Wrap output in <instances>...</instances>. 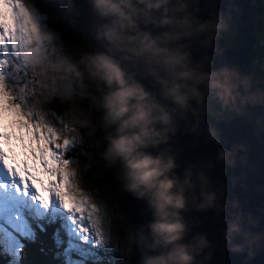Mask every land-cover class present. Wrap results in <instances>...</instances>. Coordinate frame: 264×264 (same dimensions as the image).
Wrapping results in <instances>:
<instances>
[{
    "label": "clouds",
    "instance_id": "9594fccd",
    "mask_svg": "<svg viewBox=\"0 0 264 264\" xmlns=\"http://www.w3.org/2000/svg\"><path fill=\"white\" fill-rule=\"evenodd\" d=\"M220 4L49 0L45 9L41 0H25L32 23L18 48L39 85L31 92L33 104L47 110L40 95V87H47L64 105L72 126L89 137L102 133L103 159L110 167L119 165L122 189L147 205L150 219L141 225L130 222L120 236L103 219L106 201H89L101 217L95 230L105 238L102 242L118 243L129 264L133 259L135 264H212L216 243L207 232L195 231L201 221L191 212L213 211L233 253L247 251L253 257L264 239L251 231L257 220L240 210L238 200L227 198L222 180L213 179L218 166H237L245 146H220L215 159L182 161L173 145L181 129L197 142L207 137L222 145L219 130L206 119L209 114L243 116L249 106H264V87L256 88L248 73L228 64L214 67L225 51L219 41L233 29L235 0L227 11ZM66 29L78 31L80 40H65ZM93 42H103L105 50L93 51ZM141 73L159 90L149 89L138 78ZM69 172L80 188L79 165H70Z\"/></svg>",
    "mask_w": 264,
    "mask_h": 264
},
{
    "label": "snow or ice",
    "instance_id": "6c2138e0",
    "mask_svg": "<svg viewBox=\"0 0 264 264\" xmlns=\"http://www.w3.org/2000/svg\"><path fill=\"white\" fill-rule=\"evenodd\" d=\"M0 8V181L5 179L20 196L0 193V253L10 264H23L27 242H35L33 223L41 232L54 228L56 256L63 264H114L108 255L119 244L104 243L95 226L101 217L88 199L72 186L66 167L78 163L74 153L65 160L53 143L50 131L42 132L24 115L27 65L21 59L18 41L27 35L32 18L16 0H4ZM45 144L47 147H45ZM72 151L71 146L67 149ZM51 161V163H50ZM103 219L115 228L110 209ZM105 254V255H102Z\"/></svg>",
    "mask_w": 264,
    "mask_h": 264
},
{
    "label": "water",
    "instance_id": "95a60500",
    "mask_svg": "<svg viewBox=\"0 0 264 264\" xmlns=\"http://www.w3.org/2000/svg\"><path fill=\"white\" fill-rule=\"evenodd\" d=\"M252 2L253 0H235L233 29L222 35L219 44L225 51L222 57H217L214 67L218 68L224 64L237 67L241 72L248 73L255 87L259 88L258 80L253 75L257 36ZM230 3L232 0H221L220 10L227 11ZM202 16L207 18L206 9L202 11ZM91 48L93 51L105 50L103 42H93ZM193 51L199 57L195 48ZM125 66L129 71L136 70L131 65ZM138 78L143 79V83L149 89L159 90V86L154 87L151 79L143 78L142 73L138 75ZM206 119L219 130L222 145H216L207 137L197 142L194 135L185 134L183 129L174 138L173 145L179 150L182 161L208 157L215 159L220 146L230 149L236 144L244 145L246 150L239 153L237 166L226 170L224 166H218L213 173V179L222 180L227 186V198L238 200L240 210L245 214H251L257 220V224L251 228V231L264 235V106H249L243 116L218 117L209 114ZM117 166L120 172V167ZM128 202L131 208L128 213L129 223L141 225L150 219L145 201L128 193ZM188 215L201 221L195 231L207 232L209 238L216 243L212 264H264V239L261 240L253 257H249L247 251L233 253L224 244L221 234L224 224L215 218L213 211L191 212ZM131 264H135L134 259Z\"/></svg>",
    "mask_w": 264,
    "mask_h": 264
},
{
    "label": "rangeland",
    "instance_id": "374dc122",
    "mask_svg": "<svg viewBox=\"0 0 264 264\" xmlns=\"http://www.w3.org/2000/svg\"><path fill=\"white\" fill-rule=\"evenodd\" d=\"M4 3V0H2ZM23 6L25 9V3L23 1H16L15 7L19 8ZM27 77H25L26 85L24 90V96L26 100V107H23L24 115L30 122L37 124L40 130L44 132L48 130L51 132L53 137V143L64 153V159L70 160L73 153H75V148L81 145L96 144L100 145L103 142V134L97 133L95 137L85 136L81 129H77L72 126L67 117L65 116L64 109L60 111L55 110L50 103L53 96H50L51 90L47 87H40V95L42 99L45 100L47 104L46 111H40L32 102L31 92L33 88L38 87L36 78L31 76L30 71L27 68ZM49 95V96H47ZM3 131V128H0ZM87 143V144H86ZM71 146L72 151L69 152L68 146ZM45 147L47 145L45 144ZM78 163H69L66 167V171L69 174L68 178L72 183V186L77 190V192L86 197L88 201L92 198L100 199L102 198L107 203V209H110L113 215V220L115 222V229L117 233L120 234V223L124 220L123 214V194L120 189L114 190L109 179L106 177V173L97 174L99 171L95 169V164L83 165L78 157H76ZM51 163V161H50ZM72 164H78L81 172V187L77 188L74 185L73 178L70 175L69 167ZM91 171V172H90ZM93 175V176H90ZM100 178L101 181H95L93 178ZM0 193H3L7 201L9 196L15 195L20 196V191L18 188H12L11 184L7 179L0 181ZM118 255L120 257H118ZM109 258L113 260L116 264H126L125 255L119 251L109 255Z\"/></svg>",
    "mask_w": 264,
    "mask_h": 264
},
{
    "label": "trees",
    "instance_id": "16d2710c",
    "mask_svg": "<svg viewBox=\"0 0 264 264\" xmlns=\"http://www.w3.org/2000/svg\"><path fill=\"white\" fill-rule=\"evenodd\" d=\"M261 1L262 0H253L252 2L257 36V48L255 50V56L253 59V75L258 80L259 88L264 87V24L260 18ZM41 2L42 7L45 9L49 6V0H41ZM64 36L70 42H78L80 40V34L76 30L66 29ZM82 103L87 105L88 98H83ZM52 107L60 112L64 109V105L57 98L52 101ZM82 131L84 132V135L87 136L85 130ZM103 151L104 143L100 145L89 144V146L87 145L85 148L78 147L75 150V155L85 164H95V169L99 171L97 174H100L99 176H101L102 174L106 173V177L109 179L114 190H121L124 199L122 205L124 220L121 221L119 230L121 236H123L125 235V231L129 225L128 213L131 210L128 202V192H125L121 187V181L118 179V175L120 173L118 166L116 165L110 167L102 157ZM93 179L94 182L101 181V177L96 179L94 177ZM52 234H54V232L52 229H50L49 233L47 234L48 236L41 237L40 234H37L35 242L26 243L25 249L23 250V264H63V257L61 256L60 258H62V261H59L56 256L58 251L56 244H53L50 240ZM118 257L120 256L118 255ZM126 264H129L128 258H126Z\"/></svg>",
    "mask_w": 264,
    "mask_h": 264
},
{
    "label": "bare ground",
    "instance_id": "6f19581e",
    "mask_svg": "<svg viewBox=\"0 0 264 264\" xmlns=\"http://www.w3.org/2000/svg\"><path fill=\"white\" fill-rule=\"evenodd\" d=\"M99 157V156H98ZM94 180V179H93Z\"/></svg>",
    "mask_w": 264,
    "mask_h": 264
}]
</instances>
